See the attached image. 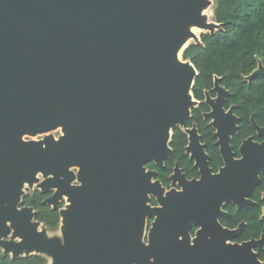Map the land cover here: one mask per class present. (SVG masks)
<instances>
[{
  "label": "water",
  "instance_id": "water-1",
  "mask_svg": "<svg viewBox=\"0 0 264 264\" xmlns=\"http://www.w3.org/2000/svg\"><path fill=\"white\" fill-rule=\"evenodd\" d=\"M205 5L0 0V239H20L1 241L4 252L43 251L34 210L19 207L21 186L40 172L36 189L52 191L43 203L56 210L63 195L69 202L58 209L63 248H47L55 264H264L254 251L264 236L230 243L238 230L221 229L216 208L206 221L196 194L161 198L143 167L169 155L168 133L189 116L195 69L176 63L173 51L191 35L183 22L221 30L198 14ZM60 125L56 141L22 138ZM149 192L162 208L147 205ZM146 215L153 221L144 243ZM195 216L202 228L191 243Z\"/></svg>",
  "mask_w": 264,
  "mask_h": 264
},
{
  "label": "flooded vegetation",
  "instance_id": "flooded-vegetation-1",
  "mask_svg": "<svg viewBox=\"0 0 264 264\" xmlns=\"http://www.w3.org/2000/svg\"><path fill=\"white\" fill-rule=\"evenodd\" d=\"M216 31L203 34L214 35ZM196 44L199 46L193 55L213 69L211 76L196 78L199 70L188 60L195 69L189 116L171 130L169 155L160 164L148 160L143 167L153 172L150 183H158L161 198L170 191L196 194L206 221L216 208L213 219L219 227L238 230L227 240L230 243L259 240L264 236V47L244 53L243 48L203 46L201 35ZM57 129L63 134L62 127ZM39 174L35 172L34 177ZM36 184L24 182L21 191ZM48 192L51 196L52 191ZM147 195V205L163 207L157 195ZM201 219L195 216L189 220L191 243L202 228ZM152 221V216H145L144 243ZM0 252L12 260L39 255L13 258L1 244ZM48 264H55V258L51 257Z\"/></svg>",
  "mask_w": 264,
  "mask_h": 264
},
{
  "label": "trees",
  "instance_id": "trees-1",
  "mask_svg": "<svg viewBox=\"0 0 264 264\" xmlns=\"http://www.w3.org/2000/svg\"><path fill=\"white\" fill-rule=\"evenodd\" d=\"M214 21L221 24L222 31H216L214 35L201 34L203 46L243 48L244 53L250 48L264 47V0H217ZM198 46L189 45L183 51L182 59L190 60L198 68L199 74L196 78L210 77L213 69L207 66L203 58L193 55V50ZM49 196V192L35 189L22 197L20 206L31 207L35 211L34 219L53 230L59 225V214L58 210L43 203ZM256 253L258 259L264 261V246L258 248ZM44 263L45 259L41 255H28L12 260L0 252V264Z\"/></svg>",
  "mask_w": 264,
  "mask_h": 264
},
{
  "label": "rangeland",
  "instance_id": "rangeland-1",
  "mask_svg": "<svg viewBox=\"0 0 264 264\" xmlns=\"http://www.w3.org/2000/svg\"><path fill=\"white\" fill-rule=\"evenodd\" d=\"M205 1H208V5H207L208 7L205 9L203 17L208 22L214 21V9H215V3H216L217 0H205ZM203 33H209V31L206 30V31L199 32L198 33V39H200V35L203 34ZM191 44H196V43H195V41L193 42V40H191L188 43V45L186 46V48L189 45H191ZM183 51H182L181 54H183ZM181 58H182V55H181ZM58 127H62L63 128V126L60 125V126H57V127L53 128V129H49L47 131L37 133L35 135L23 134L22 138L24 140H35V141H38V140H43L46 136L50 135V136H53L54 138H56V140H57L60 136L63 135V134H61L60 129H57ZM69 169L76 175L77 171L79 170V167L72 166ZM43 178H44L43 174L40 173L38 175V178H37L38 179L37 183H39L41 180H43ZM72 184L77 185V184H80V183L77 181V179H74L72 181ZM35 188H36V185H34L33 187H26L24 189V191H23V195H26V194L30 193ZM66 205H68L67 197L63 199V201L59 204V206L61 208V207H66ZM61 225H62L61 219L59 221L58 227L56 229H53V230H50V229L46 228L42 223H39L37 225V231L38 232H41V231L45 232L46 240L44 241V243H42L43 251H41V252L33 251L32 253L42 255L44 257V259L46 260L44 264H48L49 261H50V258H51L50 254L47 251V248L50 245H56L59 248H63L62 233H61V229H60ZM16 239L20 240L19 238H16ZM12 240H15V239H13L11 237V235H8V236L4 237L1 241H12Z\"/></svg>",
  "mask_w": 264,
  "mask_h": 264
},
{
  "label": "bare ground",
  "instance_id": "bare-ground-1",
  "mask_svg": "<svg viewBox=\"0 0 264 264\" xmlns=\"http://www.w3.org/2000/svg\"><path fill=\"white\" fill-rule=\"evenodd\" d=\"M208 6L205 5V6H201L198 8V14L202 17L203 21L204 22H208L207 20H205V18L203 17L204 16V11L205 9L207 8ZM182 26L187 29L191 35H186L182 38V40L178 43L177 47L175 48V50L173 51V59L176 63L178 64H188V66H191V64L188 62V61H184L182 58H181V53L182 51L186 48V46L188 45V43L193 40V42L195 41V36L196 38L198 39V33L201 32V31H206L208 29H205L199 25H197L196 23L194 22H183ZM214 29H217V27H215ZM209 31V30H208ZM192 82L190 83V86H191ZM189 86V88H190ZM187 90V95H189V97L191 98L192 100V97L190 96V90ZM64 134V132H63ZM35 135V134H34ZM169 137H170V132L168 133L167 135V141H169ZM56 141V139H55ZM78 167V166H76ZM29 184V183H28ZM54 258V257H53Z\"/></svg>",
  "mask_w": 264,
  "mask_h": 264
}]
</instances>
